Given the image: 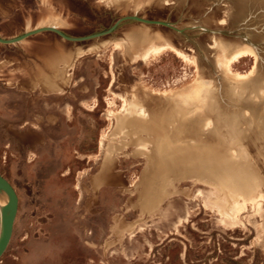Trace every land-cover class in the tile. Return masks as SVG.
I'll list each match as a JSON object with an SVG mask.
<instances>
[{
    "label": "rangeland",
    "instance_id": "1",
    "mask_svg": "<svg viewBox=\"0 0 264 264\" xmlns=\"http://www.w3.org/2000/svg\"><path fill=\"white\" fill-rule=\"evenodd\" d=\"M44 5L68 36L174 29L0 43V264H264V0Z\"/></svg>",
    "mask_w": 264,
    "mask_h": 264
},
{
    "label": "water",
    "instance_id": "2",
    "mask_svg": "<svg viewBox=\"0 0 264 264\" xmlns=\"http://www.w3.org/2000/svg\"><path fill=\"white\" fill-rule=\"evenodd\" d=\"M135 20L138 22H143L146 24H161L166 27H170L169 23L164 21H158V20H151V19H145L136 15H126L122 16L118 19H116L109 27H107L105 30L89 33L86 35L81 36H68L65 33H63L61 30L57 29L54 26H40L37 28H32L31 30L24 31L16 36L10 37V38H1L0 37V43L9 44L14 43L16 41H19L26 36H29L31 34L40 32V31H50L58 35L59 37L69 40V41H83L91 38H96L102 35H107L109 32H111L116 25L122 21V20ZM202 28L203 30L210 31V29L202 26H198ZM178 30V29H175ZM16 205H17V197L15 194V191L13 187L10 185V183L0 174V255L4 251L10 234L12 230V224L13 219L16 212Z\"/></svg>",
    "mask_w": 264,
    "mask_h": 264
},
{
    "label": "crops",
    "instance_id": "3",
    "mask_svg": "<svg viewBox=\"0 0 264 264\" xmlns=\"http://www.w3.org/2000/svg\"><path fill=\"white\" fill-rule=\"evenodd\" d=\"M46 1L0 0V37L10 38L32 28L50 26L44 21L49 12Z\"/></svg>",
    "mask_w": 264,
    "mask_h": 264
},
{
    "label": "bare ground",
    "instance_id": "4",
    "mask_svg": "<svg viewBox=\"0 0 264 264\" xmlns=\"http://www.w3.org/2000/svg\"><path fill=\"white\" fill-rule=\"evenodd\" d=\"M32 35V34H31ZM245 50H246V52L248 53V54H250V55H253L254 56V58H255V54L252 52V50L250 49V48H248V47H246L245 48ZM181 54V53H180ZM180 54H179V56H180ZM245 55V54H244ZM233 62V61H232ZM229 73V72H228ZM227 73V74H228ZM229 75V74H228ZM239 79V78H238Z\"/></svg>",
    "mask_w": 264,
    "mask_h": 264
}]
</instances>
